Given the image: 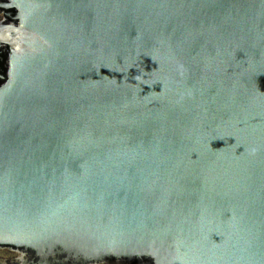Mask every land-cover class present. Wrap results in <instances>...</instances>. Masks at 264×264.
I'll return each instance as SVG.
<instances>
[{"label": "water", "instance_id": "1", "mask_svg": "<svg viewBox=\"0 0 264 264\" xmlns=\"http://www.w3.org/2000/svg\"><path fill=\"white\" fill-rule=\"evenodd\" d=\"M0 264H264V0H0Z\"/></svg>", "mask_w": 264, "mask_h": 264}]
</instances>
